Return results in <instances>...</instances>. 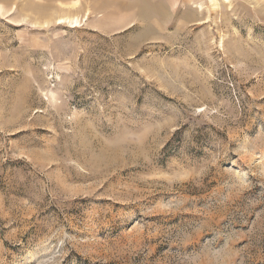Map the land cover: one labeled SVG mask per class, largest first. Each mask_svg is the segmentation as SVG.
Instances as JSON below:
<instances>
[{
  "label": "rangeland",
  "instance_id": "374dc122",
  "mask_svg": "<svg viewBox=\"0 0 264 264\" xmlns=\"http://www.w3.org/2000/svg\"><path fill=\"white\" fill-rule=\"evenodd\" d=\"M0 5V264H264V0Z\"/></svg>",
  "mask_w": 264,
  "mask_h": 264
},
{
  "label": "bare ground",
  "instance_id": "6f19581e",
  "mask_svg": "<svg viewBox=\"0 0 264 264\" xmlns=\"http://www.w3.org/2000/svg\"><path fill=\"white\" fill-rule=\"evenodd\" d=\"M2 9H3V6L0 5V11H1ZM66 19H67V18H66ZM72 21H73L74 23H75V22H78V20L75 19V18H74ZM78 24H79V23H78Z\"/></svg>",
  "mask_w": 264,
  "mask_h": 264
}]
</instances>
